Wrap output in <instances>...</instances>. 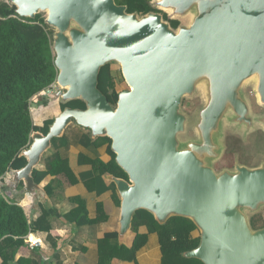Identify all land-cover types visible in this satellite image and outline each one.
<instances>
[{"label":"water","instance_id":"obj_1","mask_svg":"<svg viewBox=\"0 0 264 264\" xmlns=\"http://www.w3.org/2000/svg\"><path fill=\"white\" fill-rule=\"evenodd\" d=\"M6 2L23 18L48 12L46 23L57 30L53 48L59 90L51 99L44 97L62 104L82 100L87 106L63 110L47 135L33 133L30 148L22 152L27 165L15 171L17 182L36 189L33 168L75 121L94 136L112 140L117 163L129 176L115 178L122 197L121 236L130 232L141 209L160 223L182 216L201 231L199 247L186 257L204 264H264V228L253 229L244 213L264 204V165L218 175L198 155L217 149L209 135L228 107L253 124L242 86L253 77L264 105V0L153 1L175 16L198 9L193 24L178 29L162 14H129L115 0ZM73 21L79 28H72ZM112 62L121 64L130 86L117 106L99 88L101 69ZM206 77L212 98L203 113L204 146L180 149L181 103Z\"/></svg>","mask_w":264,"mask_h":264},{"label":"trees","instance_id":"obj_2","mask_svg":"<svg viewBox=\"0 0 264 264\" xmlns=\"http://www.w3.org/2000/svg\"><path fill=\"white\" fill-rule=\"evenodd\" d=\"M155 0H115L116 4L127 7L129 14L140 16L149 13L163 15L174 29L181 22L171 19L168 14L153 6ZM55 30L46 23V18L38 14L35 19L20 17L16 7L6 1L0 2V257L2 264H13L25 239L30 233L45 232L53 249H58L57 240L51 235L53 226L49 221L50 214L43 210L42 215L30 222L25 209L16 201L10 199L1 182L11 170H20L27 165V159L22 152L28 150L32 143V135L42 132L47 135L54 120H47L43 127L36 126L32 117V100L42 92L51 88L57 82L59 70L55 64L54 54ZM99 88L108 97L113 106H117L120 92L115 83L114 70L111 64L104 66L99 75ZM87 109L82 100H73L62 104L66 108ZM112 143V140L107 137ZM58 138H54L55 145ZM113 161L110 166H104V172H110L117 178L129 179L128 174L118 165L117 155L112 152ZM47 170L52 171V161ZM48 172L34 171L37 183L48 175ZM257 217L251 218L253 229L258 230ZM70 222L79 226L88 225V213L81 205L69 217ZM145 226L149 233L160 237L163 253L162 264H204L195 258L185 256L199 247L201 236L194 237L193 232L199 230L189 218L173 216L165 223H160L154 214L146 209L136 211L132 230L137 234L133 246L127 247L117 243L110 244L111 239L118 238L116 233L108 235L100 243V263L111 264L113 259L137 261L138 252L146 245L148 235L140 234L139 229ZM264 227H260L262 229ZM41 258L47 257L41 250ZM20 264H37L33 261L19 260Z\"/></svg>","mask_w":264,"mask_h":264},{"label":"crops","instance_id":"obj_3","mask_svg":"<svg viewBox=\"0 0 264 264\" xmlns=\"http://www.w3.org/2000/svg\"><path fill=\"white\" fill-rule=\"evenodd\" d=\"M40 99L43 102L32 106L31 112L35 125L43 127L47 120H55L63 110L60 101L51 102L45 97ZM112 152V143L107 136H94L90 129L73 121L58 137L55 145L51 142L38 165L33 168L30 175L36 189L30 191L24 180L17 182L16 170H11L5 176L1 183L6 195L25 209L30 222H35L43 210L50 214L49 221L53 226L51 235L58 242L55 251L48 233H30L13 264H20L21 259L37 264H99L100 243L113 233L118 238L111 239V245L133 246L137 234L132 229L121 236L122 197L117 189L116 176L104 172V166L109 167L113 161ZM51 161L52 171L49 173L48 163ZM35 170L48 172L41 183L35 180ZM81 205L86 208L89 219L88 225L84 226L69 221L71 214ZM139 233L148 235V241L138 252L137 261L115 258L111 264H162L159 235L150 234L145 226L139 229ZM28 238L39 239L42 246L31 248ZM41 250L46 251L47 257L44 259L40 256Z\"/></svg>","mask_w":264,"mask_h":264},{"label":"rangeland","instance_id":"obj_4","mask_svg":"<svg viewBox=\"0 0 264 264\" xmlns=\"http://www.w3.org/2000/svg\"><path fill=\"white\" fill-rule=\"evenodd\" d=\"M6 0H0L4 2ZM200 1V0H197ZM156 3V2H155ZM155 3L154 6L159 8ZM165 12V11H164ZM198 9L191 8L185 15L175 16L173 10H167L166 13L171 19H177L181 22L182 27H190L197 19ZM46 19L48 12L41 13ZM72 28H79V24L75 21L72 23ZM55 33L57 32L56 29ZM181 31H179L180 33ZM54 46V44H53ZM54 49V48H53ZM54 54L56 52L54 50ZM115 75V83L117 90L121 93L130 90V86L125 80L122 73V66L118 62L111 63ZM258 78L249 79L243 86V93L250 107V117L253 124L244 123L240 116L236 114L232 107H228L218 125L213 128L210 133L212 145L217 146V149L212 151L203 150L200 152L199 158L204 165L212 168L218 175L229 173L232 175L238 174V167H247L249 169L262 168L264 165V105L260 101L257 91ZM58 86V85H57ZM55 84V91L59 90ZM211 85L209 79L202 78L196 84L195 89L190 94L183 98L179 113L185 118L184 132L177 136L178 147L180 149H193L194 145L201 144L204 146V135L202 131L203 113L209 106L212 98ZM50 99L53 95L44 91ZM32 100V106L42 103L40 99L44 95ZM204 136V137H203ZM244 213L248 219L257 217L258 229L264 227V204L260 205L257 210L251 211L245 209ZM194 237L201 236V231H194Z\"/></svg>","mask_w":264,"mask_h":264},{"label":"built area","instance_id":"obj_5","mask_svg":"<svg viewBox=\"0 0 264 264\" xmlns=\"http://www.w3.org/2000/svg\"><path fill=\"white\" fill-rule=\"evenodd\" d=\"M54 90H55V85H53V86L48 90L47 93H50V94H51ZM44 94H46V93L44 92ZM1 187H3V186H2V183H1ZM27 242H28L29 246H30L31 248H33V249L42 246V243H41V241H40L39 239L32 240L31 238H28Z\"/></svg>","mask_w":264,"mask_h":264},{"label":"clouds","instance_id":"obj_6","mask_svg":"<svg viewBox=\"0 0 264 264\" xmlns=\"http://www.w3.org/2000/svg\"><path fill=\"white\" fill-rule=\"evenodd\" d=\"M55 84H56V86H57V83H55ZM55 84H54V85H55ZM52 86H53V85H52ZM52 86H51V87H52ZM57 87H58V86H57ZM49 89H50V88H49ZM49 89H48V90H49ZM55 89H56V87H55ZM53 92H56V91L54 90ZM53 92H52V93H53ZM42 93H43L42 95H44V96L46 95V94H44V92H42ZM52 93H51V94H52ZM51 94H50V95H51ZM44 96H43V97H44Z\"/></svg>","mask_w":264,"mask_h":264},{"label":"flooded vegetation","instance_id":"obj_7","mask_svg":"<svg viewBox=\"0 0 264 264\" xmlns=\"http://www.w3.org/2000/svg\"><path fill=\"white\" fill-rule=\"evenodd\" d=\"M121 6H125V5H121Z\"/></svg>","mask_w":264,"mask_h":264}]
</instances>
